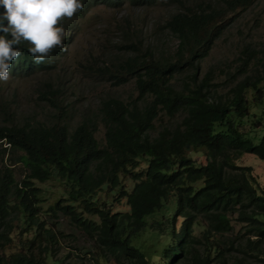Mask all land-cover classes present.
I'll use <instances>...</instances> for the list:
<instances>
[{
    "label": "trees",
    "instance_id": "trees-1",
    "mask_svg": "<svg viewBox=\"0 0 264 264\" xmlns=\"http://www.w3.org/2000/svg\"><path fill=\"white\" fill-rule=\"evenodd\" d=\"M124 1L82 0L75 17ZM127 1L139 7L159 0ZM253 1H200L170 13L160 27L177 39L171 55L129 39L121 55L100 60L103 67L86 63L88 73L99 70L112 85L132 80L136 96L129 102L102 98L73 126L59 120L50 83L41 82L39 98L59 110L52 123L18 117L0 96V264H63L54 257L56 244L75 236L57 226L58 218L87 238L95 264H244L245 256L264 258V191L249 166L235 163L243 152L264 160V48L242 51L239 77L222 93L213 89L209 71L196 77L197 63L228 25L226 13ZM63 23L68 27L72 19ZM14 47L22 56L12 62L11 78L49 69L58 51L37 64L28 44ZM186 70L191 83L175 87L171 79ZM160 113L182 116L156 128ZM247 116L248 129L261 131L257 142L242 130ZM98 123L102 141L94 136ZM49 180L64 195L51 203L38 185ZM120 203L125 209H115ZM156 213L161 218L147 222ZM231 219L242 224L243 243L224 235L232 231ZM197 224L202 229L195 234ZM146 226L156 235L152 254L131 242Z\"/></svg>",
    "mask_w": 264,
    "mask_h": 264
},
{
    "label": "rangeland",
    "instance_id": "rangeland-1",
    "mask_svg": "<svg viewBox=\"0 0 264 264\" xmlns=\"http://www.w3.org/2000/svg\"><path fill=\"white\" fill-rule=\"evenodd\" d=\"M200 1L216 3L218 0H159L152 6L139 7L132 6L125 0L119 7L102 4L92 6L81 17H74L70 26L65 27L69 33V37L63 42L67 50L62 51L57 47V53L50 57L52 64L49 69L37 71L27 77H10L7 82L0 81V96L7 100L9 107L15 110L18 117L52 123L58 119L56 115L59 110L39 98L41 82L50 83L56 89L54 92L56 104L61 107L60 111L62 110L59 120L72 126L82 115L92 114L102 98L113 96L129 102L136 96L132 80L122 85H112L110 81H105L103 76H99V70L88 73L86 63H91L93 68L103 67L104 63L100 60L109 54L121 55L124 51L120 46L129 39H141L144 45H148L157 53L171 55L177 39L160 25L170 13ZM226 17L230 19L227 27L214 41L208 55L197 63L196 70L197 79L209 71L213 89L219 93L225 91L232 77H239L237 57L242 56V51L245 49L259 52L264 48V0H254L246 8L227 12ZM126 31L127 37L124 35ZM101 53L104 56H100ZM189 72L186 70L175 74L171 83L177 88L190 84ZM181 116L179 113L173 118H168L164 113H160L154 125L158 128L164 124H171L178 121ZM248 119L249 116L244 119L246 122L241 126L242 130L246 132L249 130L250 135L255 134L253 141L257 142L261 131L248 129ZM94 136L98 141H102L103 126L99 123ZM235 163L249 166L257 185L264 191V160L252 153L243 152ZM13 169L15 178L20 179L23 175L20 164L15 163ZM38 185L44 189L43 196L47 203L53 202L58 196H64L61 187L54 180ZM45 205L46 203L43 207ZM115 209H125L124 204L116 205ZM160 218V213H156L150 216L147 222ZM230 223L232 231L224 235L243 243L242 224L233 219ZM57 226L66 233H73L75 238L73 240L68 237L61 238L56 244L54 257L62 260L63 264H95L88 253L90 242L87 238L74 230L64 218L57 219ZM201 229V224H197L193 227V232L197 234ZM155 237V232L146 226L132 237L131 242L144 249L147 254H152L157 246ZM244 264H264V258L262 255L258 258L245 256Z\"/></svg>",
    "mask_w": 264,
    "mask_h": 264
},
{
    "label": "clouds",
    "instance_id": "clouds-1",
    "mask_svg": "<svg viewBox=\"0 0 264 264\" xmlns=\"http://www.w3.org/2000/svg\"><path fill=\"white\" fill-rule=\"evenodd\" d=\"M0 81L7 82L13 61L22 56L14 47L26 43L37 64L46 63L53 50L66 51L63 41L69 35L65 20L84 8L82 0H0ZM5 22L6 25H5ZM11 36L9 39L8 37Z\"/></svg>",
    "mask_w": 264,
    "mask_h": 264
}]
</instances>
